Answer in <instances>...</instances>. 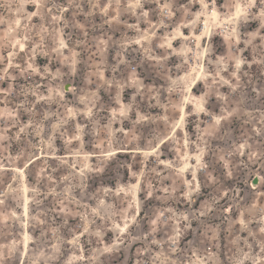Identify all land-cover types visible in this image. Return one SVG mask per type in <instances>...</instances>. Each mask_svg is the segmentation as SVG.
I'll return each mask as SVG.
<instances>
[{
    "label": "rangeland",
    "instance_id": "374dc122",
    "mask_svg": "<svg viewBox=\"0 0 264 264\" xmlns=\"http://www.w3.org/2000/svg\"><path fill=\"white\" fill-rule=\"evenodd\" d=\"M0 264H264V0H0Z\"/></svg>",
    "mask_w": 264,
    "mask_h": 264
},
{
    "label": "bare ground",
    "instance_id": "6f19581e",
    "mask_svg": "<svg viewBox=\"0 0 264 264\" xmlns=\"http://www.w3.org/2000/svg\"><path fill=\"white\" fill-rule=\"evenodd\" d=\"M238 11V10H237ZM213 14H215V13H213ZM183 37V36H182ZM181 38V37H180ZM202 67V66H201ZM203 68V67H202ZM198 79H199V73H197L196 74V76H195V78L193 79V83H195V82H197L198 81ZM195 99V98H194ZM185 110V109H184ZM184 112V111H183ZM183 116V115H182ZM179 123H181V121L179 122ZM24 176V175H23ZM258 177V180H259V183H261V177L260 176H257ZM24 181V180H23ZM252 188H257V187H255L254 185L252 186ZM26 192H27V190H26ZM26 197V196H25ZM27 200V199H26ZM29 203V202H28ZM138 203V202H137ZM27 208V207H26ZM25 210V209H24ZM24 251H25V249H24Z\"/></svg>",
    "mask_w": 264,
    "mask_h": 264
},
{
    "label": "water",
    "instance_id": "95a60500",
    "mask_svg": "<svg viewBox=\"0 0 264 264\" xmlns=\"http://www.w3.org/2000/svg\"><path fill=\"white\" fill-rule=\"evenodd\" d=\"M258 184H259L258 177L253 178V180H252V186H253V185H254V186H257Z\"/></svg>",
    "mask_w": 264,
    "mask_h": 264
}]
</instances>
